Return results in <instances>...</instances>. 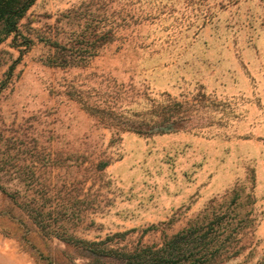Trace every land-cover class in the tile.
I'll use <instances>...</instances> for the list:
<instances>
[{
	"label": "rangeland",
	"instance_id": "rangeland-1",
	"mask_svg": "<svg viewBox=\"0 0 264 264\" xmlns=\"http://www.w3.org/2000/svg\"><path fill=\"white\" fill-rule=\"evenodd\" d=\"M17 29L0 27V264H94L2 192L27 187L4 170L7 151L52 185L69 233L130 249L237 190L243 249L222 264H264V0H37ZM121 84L204 100L199 127L114 135L77 95L98 103ZM149 106L130 97L124 114Z\"/></svg>",
	"mask_w": 264,
	"mask_h": 264
},
{
	"label": "trees",
	"instance_id": "trees-1",
	"mask_svg": "<svg viewBox=\"0 0 264 264\" xmlns=\"http://www.w3.org/2000/svg\"><path fill=\"white\" fill-rule=\"evenodd\" d=\"M36 1L0 0V27L2 26L7 35L18 30V23ZM103 38L108 40L105 34ZM87 50V55L80 57L79 61L87 60L90 52ZM49 64L63 66L67 65L68 61L54 57L50 59ZM138 95L149 100L150 106L142 113L125 115L124 101ZM77 96L78 101L90 114L97 117L100 124L108 127L118 136L125 131L151 137L193 130L199 127L193 124V120L204 102L195 99L180 100L168 92H164L162 94L164 99L159 101L146 90L136 92L135 88L123 84L98 103H91L88 98L80 94ZM200 96L206 97V94L202 92ZM107 165L108 163H105L101 167ZM2 166L12 180L19 183L27 181V187L17 185L13 191L2 185V192L19 204L48 236L57 237L86 251L94 264H222L239 255L243 249L240 234L244 221L240 217L242 205L237 190H234L232 197H226L223 202H219L217 198L212 199L210 205H207L180 231L172 236L165 235L161 245L140 243L130 249L127 246L110 245L108 241L112 237L92 241L69 233L63 221L61 222V218L69 214V209L62 202L57 203V206L52 204L55 199L52 195V185L41 183L40 187H36L39 177L35 168L29 165L24 171L22 167L16 165L15 155H11L8 151L2 154ZM9 166L17 168L10 170L7 169ZM60 199L58 198V201ZM58 217L59 219L55 221ZM124 234L115 235L124 236Z\"/></svg>",
	"mask_w": 264,
	"mask_h": 264
}]
</instances>
